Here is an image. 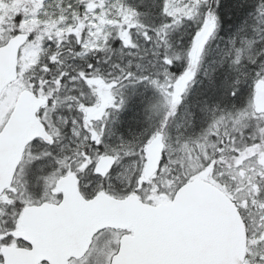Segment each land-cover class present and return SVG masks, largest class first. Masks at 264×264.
<instances>
[{"label":"snow or ice","instance_id":"1","mask_svg":"<svg viewBox=\"0 0 264 264\" xmlns=\"http://www.w3.org/2000/svg\"><path fill=\"white\" fill-rule=\"evenodd\" d=\"M0 264H264V0H0Z\"/></svg>","mask_w":264,"mask_h":264}]
</instances>
